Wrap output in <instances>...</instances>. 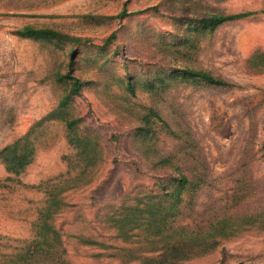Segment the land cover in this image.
Here are the masks:
<instances>
[{
  "label": "rangeland",
  "instance_id": "1",
  "mask_svg": "<svg viewBox=\"0 0 264 264\" xmlns=\"http://www.w3.org/2000/svg\"><path fill=\"white\" fill-rule=\"evenodd\" d=\"M263 9L264 0H0V150L31 131L37 137L32 162L21 174L8 173L0 160V264H19L25 248L44 245L39 236L49 224L41 216L48 206L47 185L60 181L74 151L59 114L37 123L60 112L69 90L62 78L70 70L90 84L72 95L63 116L81 118L79 128L96 133L106 160L93 184L67 192L71 208L53 216L50 226L60 230L57 246L61 242L65 252L52 248L34 260L155 259L159 252H136L112 238L115 232L96 222L94 212L134 187L155 189L158 178L180 172L199 186L182 196L177 226L193 232L238 228L180 264H264V70L249 64L264 52ZM230 13L252 14L211 34L195 33L176 48L179 37L199 25L190 20ZM31 26L57 31L63 42L17 35ZM113 33L115 39L105 45ZM70 50L76 51L72 65ZM186 66L233 86L166 80L145 88ZM139 128L149 131L146 140L135 136ZM123 248L129 251L120 252Z\"/></svg>",
  "mask_w": 264,
  "mask_h": 264
},
{
  "label": "trees",
  "instance_id": "2",
  "mask_svg": "<svg viewBox=\"0 0 264 264\" xmlns=\"http://www.w3.org/2000/svg\"><path fill=\"white\" fill-rule=\"evenodd\" d=\"M262 12L264 13V9ZM250 14L252 13L215 14L190 20L192 21L191 24L199 23V25L197 28L192 26L191 29L189 28L185 32V35L180 36L176 48L184 47L195 33L198 36L211 34L223 23L245 18ZM124 15V13H121V16ZM16 33L22 38L39 37L58 41L64 39V36L59 32L48 28L24 27ZM114 39L115 33L108 37L105 45ZM75 53V50H70L69 65L74 61ZM249 64L260 72L263 71L264 52L252 56L249 59ZM170 73L172 74L170 75ZM62 79L66 83L68 82L69 90L60 101L58 107L60 112L54 111L50 113L39 121L37 125H41L44 121L52 119L55 114H59V119L63 122L66 132L65 139L74 153L72 157H66L67 172L58 176L60 181L47 185L48 206L42 209L43 213L41 216L49 219V224L45 223L43 228L41 227L43 233L39 236L44 245L25 248L19 264H41V262H38L41 261L40 258L45 257L52 248L65 252L61 249V242L58 243L60 247L57 246V242L60 241L62 236L60 230L50 225H54V217L56 215L62 212L65 213L71 208L66 200V197L70 194L67 192L72 191L75 193L93 184L99 177L100 165L106 160V157L102 154L101 139L95 135L96 133L88 128L81 130L79 128V124L82 121L81 118L69 119L63 116L62 112V110L68 108L72 95H78L81 89L89 85L90 82L79 79L73 74L72 70L67 72ZM166 80L185 83L193 82V84L210 88H230L233 86L230 82L213 75L211 72L186 66L185 68H173L167 76H158L155 80L149 81L145 88L154 89L157 85L165 84ZM127 88L132 93L134 92L132 85L129 84ZM34 133L31 131L18 141L0 150V160L8 173L19 175L32 162L37 144V137H33ZM148 133L149 131L144 133L143 128H139L136 130L135 136L138 139L146 140ZM160 162H167L168 164L169 160L162 159ZM170 169L174 172L177 170L175 166ZM164 171L166 172V170ZM176 174L178 173L176 172ZM158 181H160V184L157 182L156 185L158 187L155 189H137L134 187L131 193L128 191L130 194H126L124 198H120L115 204H99L94 212L96 222L114 231L112 238L120 239L124 243L131 245L129 247L131 248L130 250H135L136 252H159L155 259L145 258L147 259H144L146 264H180L186 262L198 253L206 251L208 248L216 247L218 238L233 236V231L238 229H227L224 228L225 226H220L219 228H208L209 230L206 232H193L183 226H177L176 223L182 215V196L185 193L192 192L199 185L197 181L191 180L187 175L180 172L177 176H173L170 172L167 177L158 178ZM129 248H123L120 252L129 251L127 250ZM50 255H55V252ZM34 258H39L40 260L36 261ZM4 264H15V262L14 260H9Z\"/></svg>",
  "mask_w": 264,
  "mask_h": 264
}]
</instances>
